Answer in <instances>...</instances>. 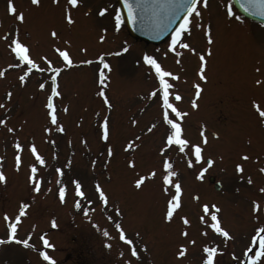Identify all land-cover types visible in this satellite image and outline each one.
<instances>
[{
	"label": "rangeland",
	"instance_id": "374dc122",
	"mask_svg": "<svg viewBox=\"0 0 264 264\" xmlns=\"http://www.w3.org/2000/svg\"><path fill=\"white\" fill-rule=\"evenodd\" d=\"M181 26L151 47L115 0H0V264H264V25L198 0Z\"/></svg>",
	"mask_w": 264,
	"mask_h": 264
},
{
	"label": "water",
	"instance_id": "95a60500",
	"mask_svg": "<svg viewBox=\"0 0 264 264\" xmlns=\"http://www.w3.org/2000/svg\"><path fill=\"white\" fill-rule=\"evenodd\" d=\"M139 6L150 16H144L142 21L138 22V33L135 35L145 37L150 40H161L160 38L165 34V32H171V30L178 24V22L183 18V14L190 8L191 4L195 0H187L183 5L179 4V0H139ZM121 5H124L125 10H127L126 23L131 30L136 28V20L132 14L128 11L127 0H119ZM236 6L245 14L251 7H254L257 16H251L256 19L264 21V0H240L239 4ZM163 16L162 21L165 24L163 26L155 25V19ZM128 19V21H127ZM129 23V24H128ZM131 27H130V26ZM132 31V30H131ZM133 33V32H132ZM210 182L213 178L209 179ZM218 187V184H215Z\"/></svg>",
	"mask_w": 264,
	"mask_h": 264
}]
</instances>
